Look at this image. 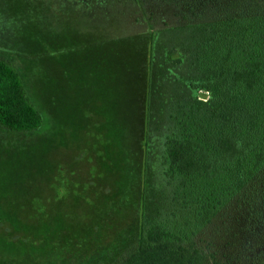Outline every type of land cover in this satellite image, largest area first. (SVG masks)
Masks as SVG:
<instances>
[{
  "label": "rangeland",
  "instance_id": "1",
  "mask_svg": "<svg viewBox=\"0 0 264 264\" xmlns=\"http://www.w3.org/2000/svg\"><path fill=\"white\" fill-rule=\"evenodd\" d=\"M232 2L0 0V57L43 117L30 131L0 125V264H121L138 244L143 186L145 224L231 247L235 209L196 218L162 162L182 110L206 100L221 114L216 88L239 60L224 59ZM255 183L264 198L262 172Z\"/></svg>",
  "mask_w": 264,
  "mask_h": 264
},
{
  "label": "trees",
  "instance_id": "2",
  "mask_svg": "<svg viewBox=\"0 0 264 264\" xmlns=\"http://www.w3.org/2000/svg\"><path fill=\"white\" fill-rule=\"evenodd\" d=\"M232 1L233 6L238 2ZM238 7L235 15L223 12L239 28L224 41V59L236 50L239 60L216 88L221 114L213 116L206 100L199 110L194 103L182 110L174 132L166 136L162 162L173 199L196 218L217 216L227 206L235 209L231 247L221 252L187 230H170L184 229V224L166 227L161 219L145 224L143 186L138 244L121 264H264V198L255 183L264 175V0H241ZM204 89L213 86L206 83ZM42 122L19 69L0 57V125L30 131ZM239 233L252 238L246 248L239 247ZM255 241L261 242L262 256L250 254ZM239 250L244 251L242 260Z\"/></svg>",
  "mask_w": 264,
  "mask_h": 264
}]
</instances>
